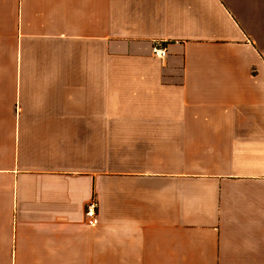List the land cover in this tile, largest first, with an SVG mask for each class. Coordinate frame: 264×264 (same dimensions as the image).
I'll return each mask as SVG.
<instances>
[{"label":"crops","instance_id":"0c3cea01","mask_svg":"<svg viewBox=\"0 0 264 264\" xmlns=\"http://www.w3.org/2000/svg\"><path fill=\"white\" fill-rule=\"evenodd\" d=\"M0 30V264H264V0H0Z\"/></svg>","mask_w":264,"mask_h":264},{"label":"built area","instance_id":"2783aa9c","mask_svg":"<svg viewBox=\"0 0 264 264\" xmlns=\"http://www.w3.org/2000/svg\"><path fill=\"white\" fill-rule=\"evenodd\" d=\"M152 54L156 58L165 59L168 55V51H167V48L165 47L164 43L157 42V43H155V45L152 48ZM97 207H98L97 202L95 200H93L92 202H90L87 205L86 211H85L86 218L91 221V224L93 226H96L99 223L98 214H97Z\"/></svg>","mask_w":264,"mask_h":264},{"label":"rangeland","instance_id":"374dc122","mask_svg":"<svg viewBox=\"0 0 264 264\" xmlns=\"http://www.w3.org/2000/svg\"><path fill=\"white\" fill-rule=\"evenodd\" d=\"M7 71V31L0 30V72Z\"/></svg>","mask_w":264,"mask_h":264}]
</instances>
